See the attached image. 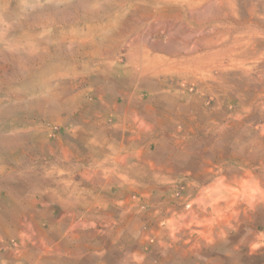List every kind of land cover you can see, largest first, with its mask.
<instances>
[{
	"label": "rangeland",
	"instance_id": "1",
	"mask_svg": "<svg viewBox=\"0 0 264 264\" xmlns=\"http://www.w3.org/2000/svg\"><path fill=\"white\" fill-rule=\"evenodd\" d=\"M0 264H264V0H0Z\"/></svg>",
	"mask_w": 264,
	"mask_h": 264
},
{
	"label": "crops",
	"instance_id": "2",
	"mask_svg": "<svg viewBox=\"0 0 264 264\" xmlns=\"http://www.w3.org/2000/svg\"><path fill=\"white\" fill-rule=\"evenodd\" d=\"M169 97L171 98V96ZM137 98L136 95L130 96L131 105L126 106V110H122V115L117 117L120 122L117 124L118 129L115 131V135L119 134V142L115 141L119 144L118 147L130 150V153L133 148L132 144L140 140L135 135L143 134V139L146 141L155 138L162 139V135L171 130L176 122L174 120L175 117L171 114L170 106L166 103V101L169 102V99L162 100L164 97L162 98L161 95H154L152 104L147 109L137 112L135 110L138 109V105H136L138 103ZM103 130V133L106 135L104 144L108 147L107 145H110L114 138L111 136L112 132L107 125ZM118 139L116 140L118 141Z\"/></svg>",
	"mask_w": 264,
	"mask_h": 264
}]
</instances>
